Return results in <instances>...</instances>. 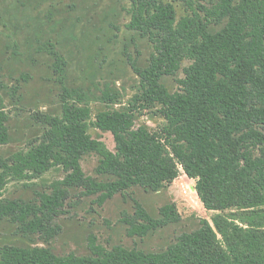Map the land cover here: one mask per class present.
<instances>
[{
    "label": "trees",
    "instance_id": "1",
    "mask_svg": "<svg viewBox=\"0 0 264 264\" xmlns=\"http://www.w3.org/2000/svg\"><path fill=\"white\" fill-rule=\"evenodd\" d=\"M129 1L127 27L152 44L148 64L132 63L139 77L135 100L158 107L164 120L159 131L136 126L132 108H115L119 96L112 90L101 92L107 107L92 118L86 92L64 84L65 60L50 46L62 85L61 115L39 114L45 126L38 143L0 157V190L10 178L38 176L54 165L65 176L38 206L0 201V214L19 210L17 221L40 228L38 214L55 215L66 187L79 186L102 205L135 186L159 190L177 177L178 165L195 180L204 207L216 213L160 251L108 249L91 238L87 255L3 246L0 264H264V0L189 4L179 19L172 0ZM184 60L190 62L180 88L171 92L161 79L177 73ZM6 121L0 109V145L10 140ZM89 126L110 132L114 150L93 138ZM86 153L98 156L96 177L82 170ZM133 201V214L124 217L129 236L180 218L173 203L162 206L155 220ZM30 209L34 216L27 220Z\"/></svg>",
    "mask_w": 264,
    "mask_h": 264
},
{
    "label": "rangeland",
    "instance_id": "2",
    "mask_svg": "<svg viewBox=\"0 0 264 264\" xmlns=\"http://www.w3.org/2000/svg\"><path fill=\"white\" fill-rule=\"evenodd\" d=\"M177 18L189 13L188 5L208 4V0H172ZM129 0H0V109L6 113L10 140L0 145V157L26 150L38 143L44 130L39 114L61 115L62 85L50 46L63 56L64 84L82 89L89 98L94 114L107 106L98 97L103 90L118 93L115 108L130 107L135 112V125L158 132L164 120L158 107L135 100L139 77L132 63L144 66L152 54V44L127 27L130 21ZM181 63L174 75L161 81L169 89L180 88L184 77ZM93 138L114 150L113 136L89 126ZM82 170L96 177L98 156L86 153L81 158ZM179 174L157 191L135 186L114 194L102 205L96 195H86L79 186L66 187L67 194L51 217L38 216L42 227L30 229L13 215L0 214V248L3 246L50 249L57 255L89 254L91 238L105 248L122 245L128 249L160 251L183 232L197 229L202 220L211 221L216 211L207 210L189 178L178 165ZM65 172L54 165L41 175L21 180L10 178L0 190V201H15L24 209L36 207L42 196L53 192L54 184ZM99 178V177H98ZM133 198L155 220L160 208L175 204L178 221L160 224L143 236H129L124 222L134 212ZM30 209L27 220L33 218Z\"/></svg>",
    "mask_w": 264,
    "mask_h": 264
}]
</instances>
